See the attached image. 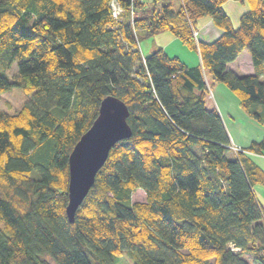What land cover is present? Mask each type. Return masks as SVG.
Here are the masks:
<instances>
[{
    "label": "trees",
    "instance_id": "trees-1",
    "mask_svg": "<svg viewBox=\"0 0 264 264\" xmlns=\"http://www.w3.org/2000/svg\"><path fill=\"white\" fill-rule=\"evenodd\" d=\"M0 0V92L29 95L17 112L0 110V264H264V135L231 151L203 76L211 73L263 122L264 0L233 27L225 0ZM210 15L220 35L196 40ZM169 30L201 63L188 65L140 40ZM247 49L254 67L226 63ZM128 108L130 135L115 141L72 221L67 156L105 95ZM141 188L144 200L131 194Z\"/></svg>",
    "mask_w": 264,
    "mask_h": 264
},
{
    "label": "crops",
    "instance_id": "crops-1",
    "mask_svg": "<svg viewBox=\"0 0 264 264\" xmlns=\"http://www.w3.org/2000/svg\"><path fill=\"white\" fill-rule=\"evenodd\" d=\"M222 7L224 12L228 14L230 18V22L232 23L233 27L238 26L239 16L248 9L247 3L242 0H225L224 3L222 4ZM195 24L197 28V34H196L197 40H204V41L213 40L217 38L218 35H220L221 28L213 23L210 15H206L198 18ZM151 37L152 38L149 40V42H144L146 47L148 48L147 51L144 53L152 51L154 49V46L158 45L159 47H162V49L165 50L169 55H177L188 65H197L198 63H201V58L199 56L198 49L196 48L195 50L189 48L188 46H185L181 42L179 37L171 33L169 30L157 32L153 34V36ZM226 68L229 71L230 70L233 71L238 76H240V74H250L251 72H253L254 67L251 62V56L247 51V49L245 48L242 49L236 58H234L233 60H229V62L226 63ZM207 73L208 72L205 71V77L209 85L210 77L212 79H214V77H212L211 73L209 77ZM227 94L228 93L224 91L222 87H220L218 96L213 94V97L215 98V104L217 105V107L213 103L208 104V102L210 101L208 96H206L205 99H206V105L208 107L214 105L216 109H218L221 119H223L224 121L225 128L227 127L226 130L228 131L229 140L244 147L248 145L252 140L260 139L264 135L263 122L257 120L256 118H252L248 113L247 114L249 117H244L245 120L240 119L239 118L240 115H236L234 113L230 114V112L226 109V106L222 104L224 103V101L220 100L221 95L226 96ZM256 108L261 110V113H263L264 107L262 108L256 106ZM225 110L227 111L226 113H228V116H230V122H227L228 120L225 119L224 116ZM228 123L231 126L230 125L228 126ZM249 153L250 155L253 156L254 161H256L255 157H260L264 161V152L262 153L249 152ZM254 192L256 193V198L258 199L259 203H261L264 207V189H257V191L254 190Z\"/></svg>",
    "mask_w": 264,
    "mask_h": 264
},
{
    "label": "water",
    "instance_id": "water-1",
    "mask_svg": "<svg viewBox=\"0 0 264 264\" xmlns=\"http://www.w3.org/2000/svg\"><path fill=\"white\" fill-rule=\"evenodd\" d=\"M96 114L67 156V203L64 211L69 221L73 220L76 208L93 184L109 149L115 141L126 138L131 132L126 121L129 114L127 105L116 95L103 96Z\"/></svg>",
    "mask_w": 264,
    "mask_h": 264
},
{
    "label": "rangeland",
    "instance_id": "rangeland-1",
    "mask_svg": "<svg viewBox=\"0 0 264 264\" xmlns=\"http://www.w3.org/2000/svg\"><path fill=\"white\" fill-rule=\"evenodd\" d=\"M172 1L174 3H177V0H172ZM151 38H152L151 36L144 37L143 39H141L139 41L141 46H142L141 47L142 52H146L148 49L144 42H149V40ZM1 58L2 57H0V73L6 74L7 76L11 77V75L16 72V69H17L16 62H12L10 64H7ZM207 75H209V77H210L209 72L207 73ZM209 81H210L209 85H206V87L208 88L207 96L210 99L208 104H211V103L215 104V98L213 97V94L218 96L220 87H222V89H224V91H226L228 94L226 96L221 95L220 100L224 101V103H222V104L226 106V109L230 112V114L234 113L236 115H240L239 116L240 119H244V117H249L247 112L245 111V109L240 107L239 102H238V98L235 96V94L233 93V91L231 89H229L220 80L217 81V80L212 79L210 77ZM29 97L30 96L28 94L25 95L22 92V90L19 86H17V85L12 86V87L6 89L5 91L0 92V110L4 111L6 113L7 112H9V113L17 112L18 109L20 108V106L23 103L28 101ZM258 106L263 108V105H261V104H258ZM216 107H217V105H216ZM224 112H225L224 113L225 119L228 120L227 122H230V116H228V113H226L227 112L226 110ZM254 122H256V121H254ZM242 123H243V121H242ZM229 125L230 124L228 123V126ZM255 160L258 161L264 167V161L260 157H255ZM257 189H263V186H261L260 184H256L254 190L257 191ZM131 198L133 200H138V201L144 200L145 199L144 198V191L141 188L135 190L131 194ZM42 256H43V258L47 259L51 264H55L53 259L50 256H48L47 254L42 255ZM114 264H134V263H132V260L129 257L128 252H126V250H124L123 253L120 255V257L117 259V261L114 262Z\"/></svg>",
    "mask_w": 264,
    "mask_h": 264
},
{
    "label": "built area",
    "instance_id": "built-area-1",
    "mask_svg": "<svg viewBox=\"0 0 264 264\" xmlns=\"http://www.w3.org/2000/svg\"><path fill=\"white\" fill-rule=\"evenodd\" d=\"M109 4H110V7H112V11H111L112 16L113 17L118 16V14L122 11V7L119 6L118 1L117 0H110ZM196 33H197V30L194 27H192V35H194V37H196ZM229 148L231 149V151H234V152L247 151V150H245V148H243L242 146H240L239 144H237L235 142H230Z\"/></svg>",
    "mask_w": 264,
    "mask_h": 264
}]
</instances>
